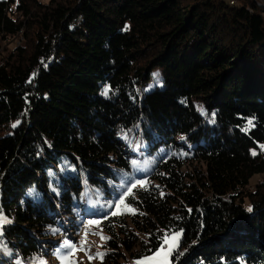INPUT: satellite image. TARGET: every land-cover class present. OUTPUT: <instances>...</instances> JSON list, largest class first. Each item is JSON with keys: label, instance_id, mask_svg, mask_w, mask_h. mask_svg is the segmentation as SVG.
Returning a JSON list of instances; mask_svg holds the SVG:
<instances>
[{"label": "trees", "instance_id": "16d2710c", "mask_svg": "<svg viewBox=\"0 0 264 264\" xmlns=\"http://www.w3.org/2000/svg\"><path fill=\"white\" fill-rule=\"evenodd\" d=\"M259 2L0 0V264L47 258L70 217L110 237L101 264L178 231L171 264H264ZM125 178L146 186L112 215Z\"/></svg>", "mask_w": 264, "mask_h": 264}, {"label": "rangeland", "instance_id": "374dc122", "mask_svg": "<svg viewBox=\"0 0 264 264\" xmlns=\"http://www.w3.org/2000/svg\"><path fill=\"white\" fill-rule=\"evenodd\" d=\"M258 5L261 7L262 4L259 2ZM153 75L155 76V78H157L159 76V72H154ZM197 108L201 112H204V109L201 104H197ZM130 144L132 145V147L136 148L134 149L135 152L136 150H140L141 148L144 147V144H142L138 139L132 141ZM253 153H255V155ZM249 155L251 158V163L248 165V168L253 173V177L250 180L249 186L250 188H253L256 183L260 182L264 178V173L256 174L258 170L264 167V144L256 145L255 147L251 148L249 151ZM137 168H139L138 165L136 167H133V171H135ZM190 170L193 171V168H190ZM137 187H140V185H137ZM87 198H88L87 202L85 203L86 206H83V207L86 208L87 212H90V207L92 206L90 205V199L88 196ZM113 201L115 200L103 201L102 207L104 209L112 208V212H117L118 213L117 215L129 216L131 213H133V210L128 205H126L125 202L120 205L119 209H117L112 203ZM64 220L66 223L63 222ZM69 221L71 223H77L79 220L73 217H70L69 219L63 218V220L60 222L63 229H60L61 230L60 234L56 233L54 237L55 243L50 246V252L47 255L48 257L42 258V259L39 258L34 264H39L40 260L46 261V264H61L60 260L57 258V256L54 253H56L57 249L61 247V244L65 240H68L76 244L77 250L74 253H72V255L69 257V261L71 262V264H101L100 257L96 255L98 252L100 253L102 243H103V239H101V237L103 236V233L99 227V224L98 223L89 224L88 221L90 220L84 219L80 224L78 225L75 224L74 228L73 227L69 228L68 227ZM86 231H87V235H85ZM96 233H99V234H96ZM174 234L175 233H171L167 235L169 243L164 244L162 249L161 247L158 249L159 254H157V251H156L153 254L142 257L140 259H130L129 257H127L126 258L127 263L136 264L137 261H140L141 264H171L172 251L178 246V242L180 239V236H179L178 240H175L173 238ZM82 240L84 241L83 251L80 250L81 248L80 242ZM173 243L176 244L175 248L171 252H168L169 246ZM89 256H92L93 258L89 260ZM147 257H152V259L150 260L146 259Z\"/></svg>", "mask_w": 264, "mask_h": 264}, {"label": "snow or ice", "instance_id": "6c2138e0", "mask_svg": "<svg viewBox=\"0 0 264 264\" xmlns=\"http://www.w3.org/2000/svg\"><path fill=\"white\" fill-rule=\"evenodd\" d=\"M109 88L105 87L104 91H103V95L107 96L108 92H109ZM249 124H251V121H249ZM16 125L14 124L13 127H15ZM139 146V145H138ZM255 155V153H253ZM131 164L133 167L137 166V161L133 160L131 161ZM126 175V174H125ZM111 183V182H110ZM137 185H140L141 187H145L146 186V181L144 180H136L135 182H132L130 179L125 178L124 180H122L121 184L119 185V187L121 189H123L125 186H127V190L125 192L122 193V195L119 197V199L117 201H113L112 203L114 204V206L119 209L120 205L123 204L125 202V198L129 195L132 194L133 189L137 187ZM55 190V189H53ZM248 211H251V208L249 207ZM112 215H117V212H112ZM11 223V220H9L4 214L2 209H0V236L3 235L2 232V226L4 224H8ZM89 224H96L98 223V221H93L90 220L88 221ZM53 232L57 231V229H52ZM99 234V233H96ZM85 235H87V231L85 232ZM180 236V232H176L174 234V239L178 240V237ZM101 239L103 240H107L110 239V237H106V236H102ZM81 248L80 250L83 251V243L84 241L82 240L81 242ZM168 237L167 234L165 235V237L163 238V243L161 245V249L163 248L164 244H168ZM176 244L173 243L169 246L168 248V252H171L174 248H175ZM67 250V251H65ZM77 250L76 248V244L73 242H70L68 240H65L62 244L61 247L59 249H57L56 253H54L57 258L60 260L61 264H71V262L69 261V257L72 255V253H74ZM0 251H3L5 254H10V250L7 248L6 245H3L2 243H0ZM63 253V254H62ZM157 254H159V250H157ZM87 255V253H86ZM98 257H100L101 259L103 258V253H97L96 254ZM93 257L89 256V260H91ZM146 259H152V257H147ZM39 264H46V261L44 260H40ZM136 264H141L140 261H137Z\"/></svg>", "mask_w": 264, "mask_h": 264}, {"label": "bare ground", "instance_id": "6f19581e", "mask_svg": "<svg viewBox=\"0 0 264 264\" xmlns=\"http://www.w3.org/2000/svg\"><path fill=\"white\" fill-rule=\"evenodd\" d=\"M228 1V3L232 6V5H234L236 2L235 1H233V0H227Z\"/></svg>", "mask_w": 264, "mask_h": 264}, {"label": "water", "instance_id": "95a60500", "mask_svg": "<svg viewBox=\"0 0 264 264\" xmlns=\"http://www.w3.org/2000/svg\"><path fill=\"white\" fill-rule=\"evenodd\" d=\"M262 8H264V5H261Z\"/></svg>", "mask_w": 264, "mask_h": 264}, {"label": "built area", "instance_id": "2783aa9c", "mask_svg": "<svg viewBox=\"0 0 264 264\" xmlns=\"http://www.w3.org/2000/svg\"><path fill=\"white\" fill-rule=\"evenodd\" d=\"M233 1L237 2V0H233Z\"/></svg>", "mask_w": 264, "mask_h": 264}]
</instances>
